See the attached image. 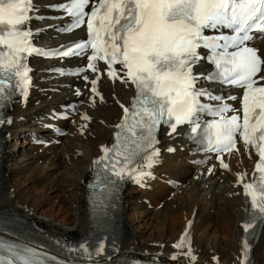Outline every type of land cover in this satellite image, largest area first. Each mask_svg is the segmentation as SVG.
<instances>
[{
  "label": "snow or ice",
  "instance_id": "6c2138e0",
  "mask_svg": "<svg viewBox=\"0 0 264 264\" xmlns=\"http://www.w3.org/2000/svg\"><path fill=\"white\" fill-rule=\"evenodd\" d=\"M49 7L63 13L61 19L70 21L62 31L86 27V38L74 46L42 51L31 39L34 31L30 22L40 18L35 0H0V108L17 89L27 96L30 69L26 60L32 54L86 59V67L69 73L77 76L88 70L93 74L102 72L97 65L102 61L110 80L134 88L130 107L120 104L123 122L116 125L130 136L118 133L117 144L112 149L102 148L104 155L93 162L102 165L90 185L97 207L106 203L119 181L127 178L143 186L152 176L150 169L159 156L154 147L158 143L157 126L167 125L171 135L178 126L191 125L193 138L205 151L216 153L218 160L221 152L237 149V139L246 149L257 151L253 180L243 189L246 199L251 198L252 219L258 214L264 220V55L249 46L257 33L264 35V0H61ZM223 30L231 34H222ZM201 48L210 50L217 69L207 77L195 72L203 59L198 51ZM100 79L98 74L91 79L83 75V80L91 84L89 91L96 95H100ZM202 80L226 84L241 94L216 95L199 87ZM76 95H82L79 89ZM235 101H239V108L230 103ZM201 113H209L214 119L202 125ZM82 118L90 119L86 115ZM112 153L117 159L111 158ZM221 166L228 168L222 160ZM251 227V221L245 222L244 232ZM185 239L182 236L173 248L184 249ZM78 249L76 254L81 260L94 262V258L105 255L103 241L95 247L81 243ZM184 254L196 260L190 248ZM243 256L241 264L248 256L247 244ZM169 258L175 261L178 255ZM0 264L66 261L38 251L34 245L0 237Z\"/></svg>",
  "mask_w": 264,
  "mask_h": 264
},
{
  "label": "bare ground",
  "instance_id": "6f19581e",
  "mask_svg": "<svg viewBox=\"0 0 264 264\" xmlns=\"http://www.w3.org/2000/svg\"><path fill=\"white\" fill-rule=\"evenodd\" d=\"M35 4L43 8L49 2ZM57 27L52 20L37 23L32 29L42 44L57 46L62 43L55 33ZM52 66L34 61L28 95L16 99L7 112L2 127L0 211L14 213L61 237L79 239L89 230L85 181L120 122L123 114L120 104L128 106L133 93L124 84L111 82L104 69L98 67L103 71L89 77L101 76L98 86L103 99L100 100L89 91L90 82L54 79L47 72ZM197 68L202 66L198 64ZM63 84L67 87L62 88ZM77 89L82 95H76ZM70 102L81 104L70 122H61L67 134L51 137L41 123L58 111L60 104ZM85 115L90 118L88 121L82 118ZM170 132L161 131L159 156L150 169L152 176L143 182L146 189L130 185L123 194L122 249L151 260L160 254L178 255L177 260H168L175 264H241L245 259L242 233L247 213L243 185L250 183L257 160L255 154L238 147L224 156L227 169L212 162L197 167L188 155L191 147L182 140L181 130L169 135ZM35 135L51 141L38 156L21 155L20 150L17 156L8 150L10 139L21 136L29 139ZM168 148L174 151L169 152ZM162 180H178L181 186L171 190ZM23 181L35 190L21 189ZM61 193L63 200L55 198ZM128 197L132 199L129 201ZM129 209L132 215L128 217L125 211ZM143 219L151 221V225L146 228L140 223ZM182 236L186 237L184 249L173 248ZM188 248L195 261L184 254ZM120 255L131 257L124 252ZM245 264H264V227Z\"/></svg>",
  "mask_w": 264,
  "mask_h": 264
},
{
  "label": "rangeland",
  "instance_id": "374dc122",
  "mask_svg": "<svg viewBox=\"0 0 264 264\" xmlns=\"http://www.w3.org/2000/svg\"><path fill=\"white\" fill-rule=\"evenodd\" d=\"M28 140H29L28 138H22V136H21V138H19V137L12 138L9 141V144H8V148L9 149L8 150L13 151V153L15 155H17V156H18L19 150H20L21 155H27L28 154V156L35 157V156H38L40 153H42L45 150V148H47V146L32 145ZM49 157L51 158V157H53V155H50ZM38 161H40V160H38ZM39 165H40V162H39ZM25 167H26L27 170H29V171L31 170V167L30 166H25ZM21 187H22L21 189L26 190L28 192L35 190V188L32 185H28V182L27 181H23ZM139 189L140 190H144V189H146V186L145 185L140 186ZM36 194H38V193H36ZM60 197H62V200H63V193H61V195L59 194V195H56L55 196V198H57L58 200H60ZM131 199H132L131 197H128V200L129 201ZM144 202L147 204V200H144ZM46 208H48V206ZM125 214L129 217L130 215H132V212L129 209V210L125 211ZM140 223H144V225H146V228H147L148 224L150 226L152 222L151 221L149 222V220L143 219V221H141Z\"/></svg>",
  "mask_w": 264,
  "mask_h": 264
}]
</instances>
